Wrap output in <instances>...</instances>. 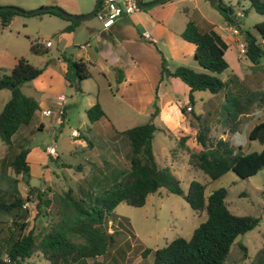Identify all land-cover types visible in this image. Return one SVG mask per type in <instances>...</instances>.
Returning a JSON list of instances; mask_svg holds the SVG:
<instances>
[{"label": "rangeland", "instance_id": "obj_1", "mask_svg": "<svg viewBox=\"0 0 264 264\" xmlns=\"http://www.w3.org/2000/svg\"><path fill=\"white\" fill-rule=\"evenodd\" d=\"M39 3L42 4L39 5ZM95 3L96 0H0V6H15L30 11L43 5H52L74 15H85L91 12ZM180 4L181 17H186L188 14L194 23L196 19L202 25V16H204L210 22L209 26L211 28L208 30H218L224 37H227L228 41H239L237 38L244 39L243 34L240 37L232 33L229 35L226 30L228 27L237 28L241 33L246 30L253 35H257L254 25L264 19V15L259 14L251 7L249 0H216L214 5H211L208 0H184ZM222 4L231 7L236 17L234 22L228 23L224 19L219 10V6ZM86 19L84 21H87V23L100 25L97 14ZM69 24H71V20L51 15L46 11L32 15L14 14L7 25L0 24V77L11 72L19 57H24L34 66L43 68V72L35 80L23 83L20 89L25 95L42 100L41 107L49 108L53 113L47 116L43 115L40 107L30 124L22 126L15 134L14 144L10 148L0 139V202L4 200L9 202L14 195L25 197L28 191L25 188L24 177L15 174L9 165L10 160L21 147L29 148L28 160L32 169L46 167L42 178L34 173L31 175L30 186L44 189L47 191V196L53 200L46 212V217L36 216L35 209L27 212L14 210L9 213L0 210V249H3L0 250V256L2 259L7 255L3 238H6L10 232H17L19 228V225L15 226L13 221L19 224L26 223L24 230H33L38 240L43 235L44 230H47L48 220H58L61 217L59 206L62 204V198L66 191H70L72 197L83 199L84 204L88 206L93 203L96 194L101 193L105 187L115 182L116 178L119 179L122 174L129 170L121 164H114L110 168L100 162L103 157H106L108 162H112L111 158H115L116 155L119 157L124 155L125 148L120 142L119 145L122 148L115 151L117 147L113 148L114 145L107 130L101 128L100 133L97 132L96 134V129L92 133L91 129L87 128V125L85 126V123H89L84 108H87V100L93 98L94 103L96 102V94L94 93L83 92V97L77 107L74 108V104L70 105L71 110L68 112V120L62 126L56 127L55 138L53 137V121L51 122V120L53 116L55 117L58 106L54 104L56 97L52 101V96L54 97L53 92L58 90V83L54 79V71L52 70H58L60 67L56 63L57 57L63 61L64 65L66 60L70 63L73 59L72 56L77 52L75 47L70 45V41L82 40L79 34L73 36V32L64 31ZM45 40L51 42V47H48L44 53L37 54L31 51V43L40 44V41ZM178 40L185 41L180 36ZM257 40L261 41L259 36ZM237 57L250 62L244 55L238 54ZM182 60H186L184 63L186 65L182 66L202 71L194 57H191L190 60ZM85 64L87 70L98 75L99 69H94L87 63ZM170 64L173 66L172 63ZM256 70H261V73L259 72L253 80L245 83L246 87L248 84L251 88V91L247 93V98L252 102V104H249L248 101L249 113L253 114L248 120H240L238 117L240 110L239 98H235L232 102H228V99H226L220 107L217 102L215 104L216 111L210 110L208 118L198 117L200 109L208 108L211 103L207 98L213 96L215 98L212 101L216 102L220 97L217 96V98L208 91H195L192 93L193 104H191L186 96L183 97V88L185 90L186 85L174 76L170 78L175 80L171 81L172 84H168L166 79L170 75L165 77V71L164 76H161L162 83L158 86L159 95H162L167 88H178L180 93L182 91V97L180 98L184 100L183 102L193 106L194 111L193 113L185 112L178 121L159 117L154 119V117L151 118L153 114L146 117L148 120H154V125L157 128L152 139L155 159L159 166L168 168L179 180L184 193L187 192L189 183L192 180L205 185L206 195L217 188L223 187L227 190L226 202L232 213L260 218L256 227L237 236L223 264H264V167L247 178H240L232 171H228L219 178L212 180L200 168L190 164L188 152L177 147L176 137L180 134L179 130L181 129H187L183 132L188 133L190 129H198L199 127L208 129L214 134V131H220V127H223L224 130L231 129V126H229L231 122L237 134L238 143H236V147H242L243 153L259 152L264 149V144L248 139L250 128L255 123L264 120V105L262 106L260 103V98L264 92V60L257 64ZM65 74L66 79L72 85H67L65 91L62 90L63 92L59 91L60 94L64 93L68 98H70L69 95H74L77 89L76 86L80 87L81 85L86 88L87 85H94L91 78L79 81L76 70L71 64H68L67 73ZM99 74L98 76L103 75L100 71ZM218 77L220 79L227 78V75L224 73L218 75ZM78 95L81 96V94ZM110 96V94L104 95L102 97L103 105L100 104L107 116L106 128H112L116 132H121L118 134L126 136L124 133L126 129L139 125L138 123L149 122L144 115L138 114L136 116L132 114L129 119L124 118L123 120L121 117L123 116L122 109L107 101L111 98ZM9 98L10 90H0V111ZM251 106H254L255 109L257 106L259 107L254 111ZM127 109L131 113L130 108ZM109 120L111 124L108 123ZM39 121L44 122L43 129L36 126ZM127 125L128 127L125 128ZM73 128L79 131L80 137L71 135V129ZM84 136L93 143V149L82 146V141L87 140ZM53 138L56 140L57 159L47 157L44 154V147L50 144ZM126 139L128 141L127 136ZM188 141L190 146L194 145L193 141L190 142V139ZM45 160L47 161L46 164L44 163ZM88 162H93V169H90ZM79 165L82 169L77 170L76 166ZM56 209L60 213L57 214ZM16 213L19 216H16ZM205 218L204 212L199 213L193 210L183 197L170 193L165 188L148 195L145 204L140 207L119 203L107 217V222L104 225L107 233L113 236V242L104 256H98L94 261L88 259L86 262L89 264H94L97 261L100 264H152V258L147 257V262L146 257H142L141 252L143 249L163 247L178 236L190 238L193 230ZM239 244L244 245L246 250L244 251ZM24 264L42 263L35 255L24 261Z\"/></svg>", "mask_w": 264, "mask_h": 264}, {"label": "trees", "instance_id": "obj_2", "mask_svg": "<svg viewBox=\"0 0 264 264\" xmlns=\"http://www.w3.org/2000/svg\"><path fill=\"white\" fill-rule=\"evenodd\" d=\"M249 2L256 12L264 15V0ZM219 10L228 23L235 21L236 17L231 7L222 4ZM46 12L61 17L57 11ZM14 14L20 13L0 10V24L7 25ZM69 20L71 24L64 31H73L79 24L77 19ZM254 27L257 35L246 30L242 31V34L247 42L245 56L253 65H257L264 60V19ZM258 36L261 41L257 40ZM181 37L195 45L194 59L202 71L177 66L170 76L179 78L188 87V101L193 104V92L208 91L216 94L225 87V82L218 75L228 68L224 57L227 45L215 30H200L191 19L187 21ZM30 49L33 53L41 54L47 47H43L41 43H31ZM69 64L75 68L79 81L89 77L87 66L82 61L71 60ZM166 69L163 61L161 76H164ZM42 72L43 68L34 66L24 57H19L11 72L0 77V90H10V98L0 111V139L8 148L13 146V136L17 131L22 126L29 125L40 109L37 99L25 95L20 87L23 83L37 78ZM227 99L228 102H232L235 97L227 94ZM261 100H264V92ZM189 107L191 110L190 105ZM63 112L65 113V107ZM86 114L89 122H94L105 115L98 102L90 106ZM62 125L63 123L59 126ZM156 129L151 121L126 129L124 133L130 144L129 170L105 187L101 193L96 194L93 203L88 206L84 204L83 199L72 197L70 191H66L59 206L61 217L58 220H48V228L44 230L40 239L37 240L33 230H24L26 223L19 224L13 221L15 226L19 225L18 231L10 232L3 238L10 263L3 261L0 256V264H24V261L35 255L42 264H89L86 262L88 259L94 261L96 257L104 256L113 242V236L107 233L104 225L115 207L119 203L143 206L147 196L161 188L183 197L193 210L204 212L206 218L193 230L190 238L178 236L163 247L145 248L141 252L142 257L145 258L152 253V264H223L237 236L256 227L260 218L232 213L226 202L227 190L223 187L206 195L205 185L192 180L187 192L184 193L179 180L168 168L159 166L155 159L152 139ZM208 132V129L200 127L193 137L194 145L190 146L188 140L191 135L180 131L176 137V145L186 150L190 164L200 168L210 179L215 180L228 171H232L240 178H247L264 167V149L259 152L242 153L240 148L236 150L229 141L214 139ZM248 139L264 144V120L252 127ZM29 151V148L21 147L9 164L15 174L24 177L25 188L28 191L25 197L14 195L9 202L1 201L0 210L6 213L14 210L27 212L29 209L23 205L35 201L36 216L46 217L53 200L47 196L44 189L30 186ZM57 158L58 155L53 159ZM56 211L57 214L60 213L58 209ZM15 215L19 216L17 213ZM239 246L246 250L244 245ZM94 264L100 263L97 261Z\"/></svg>", "mask_w": 264, "mask_h": 264}, {"label": "crops", "instance_id": "obj_3", "mask_svg": "<svg viewBox=\"0 0 264 264\" xmlns=\"http://www.w3.org/2000/svg\"><path fill=\"white\" fill-rule=\"evenodd\" d=\"M142 1L147 3L154 0ZM182 2H184V0H165V2L162 1L161 3H158L151 7L141 8L139 11L131 15H127L119 20H116L107 28L103 26L101 20L100 25H94L91 23H87V21H84L87 20L86 18L77 19L79 20V24L71 32H73V36L75 34H79V37L81 36L82 40L70 41V45L74 46L77 50L76 54L72 56V60L87 63L94 69H99V71L103 75H101V77L98 76L100 75L99 71L97 73L98 75H95L94 73H92V71L88 70V78H91L93 80L94 85H87L86 88H83L81 85L80 87L76 86V92L73 96L69 95L70 98H68V96L66 97L64 93L60 94L61 92L59 90L65 91V87L67 85H72V83L68 82V80L66 79L65 74L67 73V66L69 63L66 60V64L64 65L62 63L63 61L60 58H56V63L60 67L58 70L53 69L52 71H54V79L58 83V90L53 92L54 97L52 96V101L56 97L54 104L57 106V97L59 95H64L66 97L63 124L69 118L68 112L71 110L70 105L74 104V108L77 107L80 99L83 97V92L88 94H96V102L101 105H103L102 97H104V95L110 94L111 98L107 101L112 103V105H117L122 109L123 116L121 117L123 120L124 118L129 119L132 114H135V116L136 114L144 115L145 119L148 120V118L146 117H149L151 114H153L151 118L154 117V119L156 117H159L166 120L178 121L180 119V116H182L185 112L193 113V106H191L187 102H183L184 100L180 98L182 97V91L180 93V90L178 88H167L162 95H159L158 87L162 83L161 70L163 61L166 68L169 69L170 73H172L177 66L186 65L184 64L186 60L182 59L190 60L191 57H194L195 45L187 41L178 40V37H181V33L184 30L187 21L191 18L188 14L186 17L180 16V3ZM41 4L42 3H39V5ZM201 22L202 25L198 20L195 19V24L200 30L205 31L211 28L209 26L210 22L204 16H202ZM139 26H141L143 30H146L150 33L152 37L151 41H147V39H144L141 36ZM226 30L230 35V27H228ZM215 31L221 36V38L227 45L224 57L228 63V68L221 73H225L227 75V78L223 77L221 79L225 82L226 85L221 91L214 94L216 97H220L216 102L212 101L213 98H215L213 96L207 98L209 99V102L211 101V103L208 108L204 110L200 109L198 117L201 118L203 116V118H208L210 115V110L214 112L216 111L215 104L218 102L219 107L222 106L224 101L227 99V94H229L230 96L239 98L240 100V110L238 112L239 119L248 120L253 114L249 113L250 106L248 105V101L251 104L252 102L247 98V93L251 91V88H249L248 84L246 87L245 83L253 80L254 76H257L259 72L261 73V70H256L257 65H253L251 62L238 59V41H228L227 37H224L218 30L215 29ZM49 47H51V45ZM170 63H172L173 66H171ZM258 76L259 78H261L260 75ZM170 77L171 76L166 79L168 84H170L172 80H175ZM78 94H81V96H79ZM183 94V97L186 96V98L188 99L187 86L185 90L183 88ZM36 99L39 103V106L41 107L42 100H39L38 98ZM260 103L263 106L264 100H261ZM93 104V98L87 100V108H84L85 114L87 109ZM189 105L192 108L191 110H187V106ZM258 107L259 106H257L256 109ZM127 108H130L131 113L128 112L129 109ZM45 109L49 108L41 107L40 111ZM251 109H254V111L256 110L254 106H251ZM55 119L56 115L55 117H52L51 122L53 121V124ZM106 119V114L94 122H89L87 118L89 124L85 123V126L87 125V128L91 129L92 133L95 132L94 129H96V134L97 132L100 133L101 128H103V130H107L109 132V138L114 145L113 148L117 147L115 151H117L119 148H122V146L119 145L121 142L123 147L125 148V153L120 157L116 155L115 158H111L112 162H108L106 157H103L100 162H102L104 166H109L110 168H112L114 164H121L126 169H128L130 152L129 140L127 141L124 134H118L121 132H116L112 128H106ZM119 120L121 121V119ZM148 121L153 122L154 120L149 119ZM108 123L111 124L110 120L108 121ZM257 123H255L254 125H256ZM36 126L39 129H43L44 122L39 121ZM229 126H231V129L224 130L223 127H220V131H214V134L208 130V135L214 139L221 138L229 141L230 144L236 148V150L240 148V151L243 153L242 147H236V143H238L237 134L231 122L229 123ZM127 127L128 125L125 128ZM252 127L250 128V130L252 129ZM189 129L190 127L188 128V130ZM198 129L192 128L188 131V133H185L191 135L190 142L193 141V137ZM186 130L181 129L179 131L183 132ZM84 138L86 137L84 136ZM82 142L83 147L93 149V143L88 139ZM44 154L47 157H51L47 155L45 151ZM46 162L47 161L45 160L44 163L46 164ZM93 162H88L90 169H93ZM76 167L77 170L82 169L80 165ZM45 170L46 167L42 169L31 168V175L34 173L35 175H38L42 178L45 174ZM116 180H118V178H116ZM147 257L153 259L152 254H148V256H146V260Z\"/></svg>", "mask_w": 264, "mask_h": 264}, {"label": "built area", "instance_id": "obj_4", "mask_svg": "<svg viewBox=\"0 0 264 264\" xmlns=\"http://www.w3.org/2000/svg\"><path fill=\"white\" fill-rule=\"evenodd\" d=\"M141 9L138 0H100V4L98 6V9L96 11V14L99 18V20L102 21L104 27H109L112 25L116 20L121 19L124 16L131 15ZM230 33L241 36L242 33L237 28H231L230 27ZM141 36L144 39L152 40V37L150 33L146 30L141 31ZM239 41L237 43L238 45V52L239 55H245L247 51V42L245 39L237 38ZM42 45L45 47H49L51 45V42L49 40L40 41ZM66 104V97L64 95H59L57 97V106L58 111L56 112V119L53 124V134L56 132V127L61 125V123L64 122V107ZM187 110H190V107L187 106ZM41 113L43 115H51L52 111L50 109L42 110ZM79 131L76 129H71V135L73 137H79ZM55 138V134L53 136ZM52 139L50 144H47L44 148V151L47 153V155L55 158L57 157V150H56V140ZM23 207H29L28 209H34L35 207V201L27 202L23 205ZM3 261L10 263V259L8 255H6L3 258Z\"/></svg>", "mask_w": 264, "mask_h": 264}, {"label": "water", "instance_id": "obj_5", "mask_svg": "<svg viewBox=\"0 0 264 264\" xmlns=\"http://www.w3.org/2000/svg\"><path fill=\"white\" fill-rule=\"evenodd\" d=\"M162 1H165V0H154L151 2H147V3L143 2L142 0H138V3H139L141 8H147V7H151L153 5H156L158 3H161ZM208 1L210 2L211 5H214L216 2V0H208ZM99 4H100V0H96L95 6L92 9V11L85 14V15L84 14L83 15L69 14V13L65 12L64 10H62L61 8L56 7V6H52V5H43L37 9L30 10V11H25V10H23L19 7H15V6H0V10H13V11H16L17 13L24 14V15H32V14H37V13H40L43 11L54 10V11H57L58 13H60V15L63 18L82 19V18H89L91 16H94L96 14V11L98 9ZM139 28H140V31L143 30V28L141 26H139ZM169 75H170V72L168 69H166L165 70V77H168Z\"/></svg>", "mask_w": 264, "mask_h": 264}]
</instances>
